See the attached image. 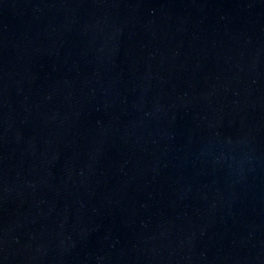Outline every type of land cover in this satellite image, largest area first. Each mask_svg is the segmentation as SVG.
Listing matches in <instances>:
<instances>
[{
  "label": "water",
  "instance_id": "obj_1",
  "mask_svg": "<svg viewBox=\"0 0 264 264\" xmlns=\"http://www.w3.org/2000/svg\"><path fill=\"white\" fill-rule=\"evenodd\" d=\"M0 264H264V0H0Z\"/></svg>",
  "mask_w": 264,
  "mask_h": 264
}]
</instances>
